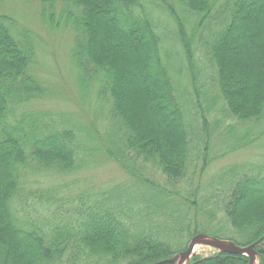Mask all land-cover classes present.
Here are the masks:
<instances>
[{"label":"trees","instance_id":"1","mask_svg":"<svg viewBox=\"0 0 264 264\" xmlns=\"http://www.w3.org/2000/svg\"><path fill=\"white\" fill-rule=\"evenodd\" d=\"M27 1L40 3L48 28L73 32L79 84L103 93L117 135L34 107L53 94L39 39L0 0V264H172L164 261L213 227L212 237L254 245L264 264L263 165L201 180L223 140L236 144L221 155L264 136V0ZM93 154L127 182L100 200L79 195L70 210L56 189H32L37 178L80 172ZM38 206L53 215L42 225L27 214ZM188 264L249 258L216 251Z\"/></svg>","mask_w":264,"mask_h":264},{"label":"rangeland","instance_id":"2","mask_svg":"<svg viewBox=\"0 0 264 264\" xmlns=\"http://www.w3.org/2000/svg\"><path fill=\"white\" fill-rule=\"evenodd\" d=\"M8 3L9 5L5 9L23 21H21L20 25L24 33L32 30L37 34L40 52L39 62L43 64V69L42 67H38V69H40V72L42 71L41 75H43L44 80L53 90V94L49 99L35 103L34 107L52 111L56 114L74 115L80 118V121L95 134L117 135V126L111 122L108 100L104 98L103 93L100 91L96 92L97 88L89 92L79 84V72L72 59L73 32L71 33L65 29L53 31L48 28L41 20V5L38 2L8 0ZM168 24L165 21L164 27ZM170 48V52L173 53L172 45H170ZM170 56L173 58L171 54ZM175 70L179 73L178 61H175ZM181 86L182 93L186 95L187 92L183 89L182 81ZM77 98H80L82 106L77 101ZM228 122L231 123L230 121ZM103 129L105 130L104 134H102ZM111 141L112 138L110 137V143ZM235 144L236 141L230 138L223 140L219 144L218 147L221 151L218 154L212 153L214 161L211 162L207 171L202 173V181L209 179L232 165L253 163L254 165H263L262 168L264 169V136H261L249 148L221 155V152ZM94 157L96 158L94 159ZM89 161L90 163L83 170L64 178L55 176L37 178L32 181L33 184L31 183L32 189H56L59 192L60 198H65L66 202L64 204L66 207L64 209L70 210L81 203L79 195L87 197L89 202L100 200L102 199L101 194H106L113 188L127 182L128 176L112 160L110 161L108 158L103 159L98 154H93V157ZM151 168L152 171L157 172L155 167L151 166ZM62 191H70V194H63ZM212 209L214 210V208ZM44 211L38 206L34 214L35 217H33V213H27L28 216H31L29 220L33 223L41 224L40 222L44 220L43 217L45 215L47 220L50 221L53 216L51 214L52 211L51 213L46 212L47 214ZM218 217L224 218V214L219 213ZM174 219L175 221L182 222L184 217L179 216ZM200 222L201 227H203L204 219H201ZM44 223L46 224L47 222L44 221ZM45 224L42 227L45 228ZM168 224L169 229L172 230L174 228L173 222H168ZM222 227V233L225 235L231 234L233 229H231L229 224L226 225L222 222ZM194 228L195 224L193 222L191 227L193 229L192 232H194ZM213 229L214 227L206 229V231L200 232V234L215 235L216 232ZM175 242H179L178 245H180L184 240L178 239ZM215 252L216 250L209 246H198L195 253L207 256Z\"/></svg>","mask_w":264,"mask_h":264},{"label":"water","instance_id":"3","mask_svg":"<svg viewBox=\"0 0 264 264\" xmlns=\"http://www.w3.org/2000/svg\"><path fill=\"white\" fill-rule=\"evenodd\" d=\"M198 246H209L216 251L224 252L232 255H244L249 258V264H256L258 262V253L254 245L239 246L227 240L218 239L205 234L195 235L188 243L184 251L179 252L173 258L164 262L172 264H182L187 261L188 264L191 258L196 255L195 248Z\"/></svg>","mask_w":264,"mask_h":264},{"label":"bare ground","instance_id":"4","mask_svg":"<svg viewBox=\"0 0 264 264\" xmlns=\"http://www.w3.org/2000/svg\"><path fill=\"white\" fill-rule=\"evenodd\" d=\"M196 250H197V247L195 248V252H196ZM187 263V261H184L182 264H186ZM256 264H258V262L256 261Z\"/></svg>","mask_w":264,"mask_h":264}]
</instances>
